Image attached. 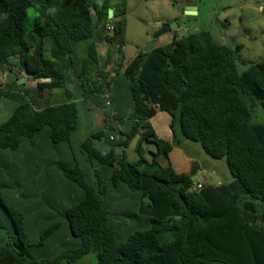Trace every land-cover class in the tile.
I'll return each instance as SVG.
<instances>
[{"label": "trees", "instance_id": "trees-1", "mask_svg": "<svg viewBox=\"0 0 264 264\" xmlns=\"http://www.w3.org/2000/svg\"><path fill=\"white\" fill-rule=\"evenodd\" d=\"M112 1L0 0V101L15 103L0 123V188L18 189L0 191V264H78L89 254L95 264H264V123L251 111H264V60L240 72L235 50L206 29L126 59V5L109 21ZM14 70L47 81L8 83ZM55 89L74 98L43 103ZM75 94L103 110L80 143ZM158 109L172 116L173 142L151 123ZM26 139L33 158L5 160ZM182 140L232 179L191 190L189 174L158 159ZM131 142L138 162L127 158ZM144 144L156 149L150 161Z\"/></svg>", "mask_w": 264, "mask_h": 264}, {"label": "rangeland", "instance_id": "rangeland-1", "mask_svg": "<svg viewBox=\"0 0 264 264\" xmlns=\"http://www.w3.org/2000/svg\"><path fill=\"white\" fill-rule=\"evenodd\" d=\"M185 0H113L112 3L116 9L122 8V4L126 5L125 20L126 40L124 47V55L126 59H130L137 53L139 49H146L148 44L153 40V34L160 28L161 25L178 21L184 25L175 33H166L159 37L157 43L163 45L169 42L176 34L178 37L185 35L191 31H199L201 29L209 30L213 37L220 44H225L233 48L236 52L237 67L240 72L248 69L253 64L264 60V0H195L198 5L197 13L194 16L186 15L182 9L181 2ZM37 15L34 8L28 10L26 27H33L34 17ZM187 17H193L192 20H185ZM103 47L100 50L105 51V46L108 44L103 42ZM46 54L50 52V43L46 45ZM118 56V55H117ZM113 61V60H112ZM111 61V63H112ZM111 65V64H110ZM112 70L117 67L116 63H112ZM35 85L36 83H29ZM73 92H76L75 87L68 86ZM41 93V91L39 92ZM40 97V94H38ZM78 99L80 122L79 128L73 133L74 143H80L81 139L98 126L100 119L103 118L102 108L97 110H88L82 104L83 97L75 94ZM61 99L65 101L69 99L65 89H55L53 94L49 95L41 101L43 103H54L55 100ZM15 103L9 100L0 101V123L5 121L6 117L11 114ZM253 114V122L264 123V111L260 107L251 108ZM100 145V143H99ZM25 150L22 154L6 150L5 160L14 161L15 158L23 162V160L33 158L34 153L31 149L29 139L25 140ZM79 148V145H78ZM144 157L147 160L153 158V151H156L152 145L144 144ZM152 151V152H151ZM127 158L131 161L138 162L141 160L135 149V143L131 142L126 149ZM77 156L84 157L80 151H77ZM35 157V156H34ZM2 158H0L1 161ZM161 164L166 163V159L161 155L158 157ZM223 162L219 160L221 166ZM145 164V163H144ZM24 166L18 169L13 178L16 179L18 174L25 172ZM149 171L153 168L149 167ZM199 175L193 177L194 180ZM19 181V180H18ZM20 182V181H19ZM21 184V182H20ZM2 197L12 198L17 195L18 189L9 187H1ZM25 195H30L34 192L33 188L21 186V191ZM13 199L11 200V205ZM17 209V205L15 206ZM22 210L21 208L19 209ZM23 212V211H21ZM26 214V212H24ZM11 243H14L15 238H9ZM96 257L89 254L83 257L78 264H95Z\"/></svg>", "mask_w": 264, "mask_h": 264}, {"label": "crops", "instance_id": "crops-1", "mask_svg": "<svg viewBox=\"0 0 264 264\" xmlns=\"http://www.w3.org/2000/svg\"><path fill=\"white\" fill-rule=\"evenodd\" d=\"M100 48L103 47V44H100ZM109 49V46H105V50ZM100 50L101 54H104ZM15 62V60H14ZM112 65V63H111ZM111 72H114L111 69ZM2 81V75L0 73V82ZM172 121V116L169 112L165 110H157L156 114L151 118V123L155 128L156 133L163 139L173 142L174 135L170 128V123ZM166 159V158H165ZM199 159L204 164L203 170L198 172L196 175H199L195 182H203L204 185L211 184L215 178H219V182L215 185H222L225 182H228L232 179V175L228 171V168L222 163L219 165V160L211 159L202 149L201 146L197 143L191 142L189 140H182L180 143H173L172 149L169 152V159H166V163H171L174 169L179 173L190 174L191 163ZM163 164V165H165ZM207 169V170H206ZM206 172V173H205ZM207 174V178L205 175Z\"/></svg>", "mask_w": 264, "mask_h": 264}, {"label": "water", "instance_id": "water-1", "mask_svg": "<svg viewBox=\"0 0 264 264\" xmlns=\"http://www.w3.org/2000/svg\"><path fill=\"white\" fill-rule=\"evenodd\" d=\"M182 9L185 10L186 15L194 16L197 13L198 10V5L195 0H187L186 2L183 3L181 2ZM120 15H115L114 9L110 8L108 10V20L109 21H116V20H121ZM180 27V24L178 21H173V22H168L160 26V28L154 33L153 35V40L148 44L146 47V50H152L156 46L157 39L166 33H169L171 31H175ZM6 80L8 83H12L13 81H17L18 84H23L26 82V79L24 77H19L18 74L14 71H10L6 74ZM204 164L201 162V160L196 159L191 163V170H190V175L194 176L201 170H203ZM207 170V169H206ZM219 182V178H215L212 181V184H216Z\"/></svg>", "mask_w": 264, "mask_h": 264}, {"label": "clouds", "instance_id": "clouds-1", "mask_svg": "<svg viewBox=\"0 0 264 264\" xmlns=\"http://www.w3.org/2000/svg\"><path fill=\"white\" fill-rule=\"evenodd\" d=\"M187 0H185V1H183V3L184 2H186ZM111 8H113L114 9V12H115V10H116V8L114 7V5H113V7H111ZM116 15V14H115ZM122 17V16H121ZM187 18H190V20H192L193 19V17H187ZM122 19V18H121ZM190 20H187V21H190ZM177 21V20H176ZM180 24V23H179ZM185 27V24L184 25H182V24H180V27L178 28V29H180V28H184ZM109 28H110V30L113 32L114 31V26L112 25V24H110L109 25ZM177 29V30H178ZM177 30H175V31H177ZM175 31H171V32H169V33H175ZM154 35V34H153ZM159 39V38H158ZM158 39H157V41H158ZM156 46H158V43L156 42ZM155 46V47H156ZM139 50H141V49H139ZM138 50V51H139ZM146 50V49H145ZM137 51V52H138ZM112 63H116V62H114V61H112ZM111 69H112V67H111ZM114 71V70H113ZM14 72H16L17 74H18V76L19 77H24L25 79H26V82H28V83H31V82H33V83H37L39 80L40 81H47L46 79H35V80H30V81H27V78H28V76L29 75H27L24 71H21V72H19L18 73V71L17 70H14ZM115 72V71H114ZM6 77V76H5ZM29 85H31V84H29ZM168 112V111H167ZM171 115V114H170ZM206 173V172H205ZM190 175V174H189ZM191 176V175H190ZM195 176V175H194ZM194 176H191L192 178L194 177ZM205 177L207 178V174L205 175ZM193 181H194V179H193ZM197 184H201V187H198L197 186ZM212 184V183H211ZM203 185H204V183L203 182H193V185H192V187H191V190H199V189H201L202 187H203ZM213 185H215V184H213Z\"/></svg>", "mask_w": 264, "mask_h": 264}, {"label": "built area", "instance_id": "built-area-1", "mask_svg": "<svg viewBox=\"0 0 264 264\" xmlns=\"http://www.w3.org/2000/svg\"><path fill=\"white\" fill-rule=\"evenodd\" d=\"M198 187H201V184H197Z\"/></svg>", "mask_w": 264, "mask_h": 264}, {"label": "flooded vegetation", "instance_id": "flooded-vegetation-1", "mask_svg": "<svg viewBox=\"0 0 264 264\" xmlns=\"http://www.w3.org/2000/svg\"><path fill=\"white\" fill-rule=\"evenodd\" d=\"M185 20H190V18H186Z\"/></svg>", "mask_w": 264, "mask_h": 264}]
</instances>
